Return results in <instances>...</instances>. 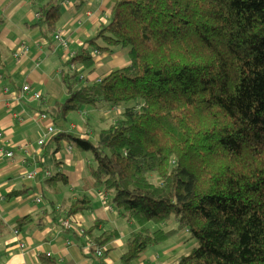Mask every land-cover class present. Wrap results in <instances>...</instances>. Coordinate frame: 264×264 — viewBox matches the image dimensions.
I'll return each mask as SVG.
<instances>
[{"label":"trees","instance_id":"trees-1","mask_svg":"<svg viewBox=\"0 0 264 264\" xmlns=\"http://www.w3.org/2000/svg\"><path fill=\"white\" fill-rule=\"evenodd\" d=\"M111 2L109 24L66 64L92 67L94 49L116 46L128 48L129 63L93 80L63 72L68 98L51 114L120 108L96 143L54 136L93 154L94 183L134 222L119 264L184 230L197 244L171 264H264V0ZM38 13L37 25L52 30L59 1ZM171 218L176 226L164 228ZM94 228L76 232L80 246L103 256L97 248L119 233Z\"/></svg>","mask_w":264,"mask_h":264},{"label":"crops","instance_id":"crops-1","mask_svg":"<svg viewBox=\"0 0 264 264\" xmlns=\"http://www.w3.org/2000/svg\"><path fill=\"white\" fill-rule=\"evenodd\" d=\"M58 1L57 25L45 30L37 25V14L46 0H0V146L14 152L13 158L0 154V264H44L42 256L54 264H119L123 244L136 229L134 222L112 206L111 191L94 183L90 176L93 154L66 137L54 136L72 134L96 143L100 130L120 108L84 105L57 118L51 110L68 98L63 72L74 71L89 80L103 77L128 64L129 51L120 46L113 51L94 49L98 53L92 51V67L75 64L71 70L66 64L70 54L80 53L99 28L109 24L112 2ZM57 32L67 40L66 48L56 38ZM24 85L29 89L24 90ZM49 126L53 127L50 133ZM39 139L44 143L39 144ZM31 171L36 173L28 178ZM82 197L88 202L65 217L71 203ZM24 217L28 220L20 223ZM66 219L69 229L64 227ZM94 225L95 236L104 231L119 233L97 248L103 256L89 254L76 233L83 234ZM177 236L173 244L169 245L173 239L169 238L162 247H149L132 264H169L188 232Z\"/></svg>","mask_w":264,"mask_h":264},{"label":"built area","instance_id":"built-area-1","mask_svg":"<svg viewBox=\"0 0 264 264\" xmlns=\"http://www.w3.org/2000/svg\"><path fill=\"white\" fill-rule=\"evenodd\" d=\"M37 15H39V13ZM55 36L59 40V42L63 45V47L66 48L67 47V40L60 34V32H57L55 34ZM93 53H98V51L94 50ZM71 57H73V54H70V58ZM69 65H70V69L71 70H75L76 69L75 63H70ZM23 89L24 90H28L29 86L28 85H24ZM35 96L38 97L39 93L35 92ZM42 116L46 117V114H42ZM47 130H48V133H50V132L53 131V127L49 126ZM0 136H1V133H0ZM38 143L39 144H43L44 143V139H39ZM0 154H2L4 156H7V157H10V158L14 157V152L11 149L6 148L4 145L0 146ZM35 173H36L35 171L28 172L27 177L31 178V177L34 176ZM37 201H41V199L39 198V199H37ZM68 226H69V220L66 219L64 221V227L67 228ZM89 244H91V242H89ZM98 254L101 255V250L98 251Z\"/></svg>","mask_w":264,"mask_h":264},{"label":"rangeland","instance_id":"rangeland-1","mask_svg":"<svg viewBox=\"0 0 264 264\" xmlns=\"http://www.w3.org/2000/svg\"><path fill=\"white\" fill-rule=\"evenodd\" d=\"M89 106H91V104H88ZM87 105V106H88ZM148 226L151 228V229H154L155 227H156V223H149L148 224ZM174 226H176V222H175V220H173V218H171L165 225H163V227L164 228H166V229H170V228H172V227H174ZM183 232V231H182ZM177 235V234H176ZM176 235H174V236H172V237H170V238H173L172 240H171V242H169V245L170 244H173V243H175L176 242V240H177V238L179 237V236H177V237H175ZM164 243H166V242H164ZM164 243H162V244H164ZM155 245L156 247H162L163 245ZM197 244V242H196V240L195 239H188V237L187 238H185L184 239V245L181 243V244H179L177 247H176V253L174 254V256L176 255V259H174V260H172L173 262L174 261H176L177 260V258L179 257V256H181L182 254H187V253H189L190 252V250L195 246ZM181 246V247H180ZM170 262L169 264H171V263H173V262Z\"/></svg>","mask_w":264,"mask_h":264}]
</instances>
